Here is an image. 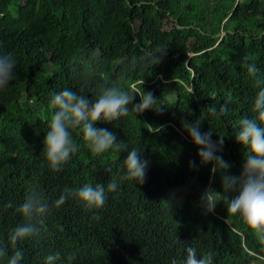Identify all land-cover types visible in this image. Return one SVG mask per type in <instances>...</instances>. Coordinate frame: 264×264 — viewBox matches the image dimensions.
Segmentation results:
<instances>
[{
    "label": "trees",
    "instance_id": "16d2710c",
    "mask_svg": "<svg viewBox=\"0 0 264 264\" xmlns=\"http://www.w3.org/2000/svg\"><path fill=\"white\" fill-rule=\"evenodd\" d=\"M162 49L161 62L142 70L145 54ZM0 53L17 59L15 78L0 91V247L6 249L0 264L13 251L9 231L23 221L15 208L32 186L52 207L37 221L38 231L19 244L23 264H44L56 252L61 255L55 264L182 259L185 244L161 245L160 228L169 236L175 228L208 235L204 243L196 235L191 247L210 255L212 264H264L258 259L264 239L223 202L210 213L198 206L205 188L221 190L219 175L210 174L211 164H199L197 148L181 129L183 121L201 115V131L223 138L228 172L240 174L243 148L233 136L238 121L247 116L264 122L254 109L264 85V0H0ZM248 64L257 76L248 73ZM102 85L134 91L133 103L150 91L162 110L94 122L116 133L125 145L120 152L93 153L74 130L79 151L52 171L42 143L50 96L71 88L94 100ZM210 105L226 111L213 117ZM133 146L150 161L142 184L118 174ZM190 161L197 167L190 168ZM112 179L119 189L100 209L87 210L72 198L54 204L65 190ZM170 198L172 208L164 201Z\"/></svg>",
    "mask_w": 264,
    "mask_h": 264
},
{
    "label": "clouds",
    "instance_id": "9594fccd",
    "mask_svg": "<svg viewBox=\"0 0 264 264\" xmlns=\"http://www.w3.org/2000/svg\"><path fill=\"white\" fill-rule=\"evenodd\" d=\"M163 50L147 52L139 61L141 69H152L160 63ZM16 66L17 59L14 54L0 53V91L6 90L15 78ZM247 70L251 76H257L258 69L254 64H248ZM257 83H261L259 78ZM134 93L114 85H102L94 100L71 88H64L52 94L48 101L50 118L42 141L49 168L56 172L62 170L72 155L79 151L80 145L73 139L74 130L80 131L83 141L93 153L103 154L110 150L120 152L124 149V143L117 139L115 132L106 127H96L94 122L108 123L127 117L130 113L136 116L145 110H162V106L156 105L157 98L152 92L143 91L136 103H133ZM254 109L260 118H264V85L256 94ZM225 111L224 105L220 107L210 105L207 108V113L213 117L223 115ZM202 121L204 120L201 115L193 121H183L181 129L197 148L199 164H211L210 174L219 175L221 190L205 188L199 197L198 206L204 213H210L218 203L223 202L227 212L238 216L260 239H264V122L247 116L239 119L233 136L235 142L243 148V162L240 174L232 175L228 172L231 163L222 155L223 138L213 140V133L210 130L202 132L200 128ZM149 163L144 151L140 147L133 146L127 150L126 158L120 162L118 174L121 179L142 184L147 181ZM189 167L196 168V161H190ZM118 189L119 183L116 179L107 183H85L77 189L65 190L54 204L59 207L72 198L85 209L96 210L104 206L109 193H115ZM164 201L172 208L171 198ZM8 206H12L11 202ZM51 207L52 204L36 186L29 188L28 194L15 208V211L23 217V221L11 228L8 233V241L13 251L7 258V264H23L25 254L19 244L38 231L37 221H42ZM224 221L228 223L226 219ZM228 226L231 230H235L231 224ZM160 230L165 237L161 245L168 246L169 240H174L187 247L186 255L182 259L173 258L171 264H212L210 255H199L197 249L191 247L196 235L202 243L207 242L208 235L200 236V234H192L190 229L178 231L175 228L169 236L166 228ZM5 255L6 249L0 247V256ZM60 255L59 252L47 255L44 264H55ZM67 259L73 261L75 255L69 254ZM258 259L264 260V257L258 255Z\"/></svg>",
    "mask_w": 264,
    "mask_h": 264
}]
</instances>
